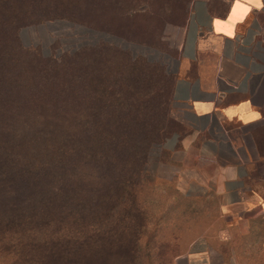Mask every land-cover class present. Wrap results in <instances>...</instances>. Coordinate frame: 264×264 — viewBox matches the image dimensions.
Wrapping results in <instances>:
<instances>
[{
	"label": "rangeland",
	"instance_id": "obj_1",
	"mask_svg": "<svg viewBox=\"0 0 264 264\" xmlns=\"http://www.w3.org/2000/svg\"><path fill=\"white\" fill-rule=\"evenodd\" d=\"M116 1L117 5L128 2ZM191 2L140 0L132 15L118 22L114 11L100 17L98 0H87V5H75L65 18L23 27L20 41L42 58L56 61L60 73L75 79L74 96L94 95L99 81L106 80V92L119 93L126 100L117 124L131 131L120 136L122 141L141 142L150 133L156 137L142 159L140 171L147 183L139 187V211L134 216L140 227L134 236L139 241L136 251L142 257L148 255V264H264V206L221 208L214 194L201 193L189 184L187 173H182L189 171L192 161L164 147L172 137L178 147L190 132L180 122L172 88ZM115 51L128 54L131 60L128 72L121 76L116 67L123 57ZM117 78L121 81L114 83ZM99 106L93 98L60 104L76 112L98 110ZM82 122L75 116L69 123ZM88 123L95 126L106 121L91 117ZM222 124L229 139L250 153L247 187L264 202V156H259V151L264 153V127L242 126L236 121ZM129 159L132 162L134 156L127 152L122 160ZM29 205L36 208L39 202L20 203L16 210L0 205V264H40V236L20 235L21 226L12 227L7 217ZM127 240L123 253L130 246Z\"/></svg>",
	"mask_w": 264,
	"mask_h": 264
},
{
	"label": "trees",
	"instance_id": "obj_2",
	"mask_svg": "<svg viewBox=\"0 0 264 264\" xmlns=\"http://www.w3.org/2000/svg\"><path fill=\"white\" fill-rule=\"evenodd\" d=\"M127 1L98 0V15L111 10L115 21H124L140 3ZM86 2L0 0V205L16 210L20 203L39 202L7 214V221L21 226L20 235L40 236V264H148V255L136 251L140 227L134 216L139 187L147 183L142 159L156 137L150 133L141 142L122 141L120 136L131 131L117 124L126 100L107 93L106 80L99 81L94 95L74 96L75 79L20 41L23 27L65 18ZM122 52H114L123 57L116 67L120 76L131 63ZM88 98L100 104L98 110L60 107ZM75 116L83 122L69 123ZM91 117L106 124L89 125ZM127 152L132 162L122 160ZM126 240L130 246L123 253Z\"/></svg>",
	"mask_w": 264,
	"mask_h": 264
},
{
	"label": "crops",
	"instance_id": "obj_3",
	"mask_svg": "<svg viewBox=\"0 0 264 264\" xmlns=\"http://www.w3.org/2000/svg\"><path fill=\"white\" fill-rule=\"evenodd\" d=\"M172 98L190 132L164 147L192 161L189 184L223 209L264 206L247 187L250 153L222 124L264 127V0H192Z\"/></svg>",
	"mask_w": 264,
	"mask_h": 264
}]
</instances>
